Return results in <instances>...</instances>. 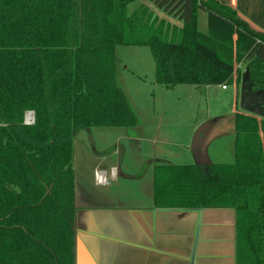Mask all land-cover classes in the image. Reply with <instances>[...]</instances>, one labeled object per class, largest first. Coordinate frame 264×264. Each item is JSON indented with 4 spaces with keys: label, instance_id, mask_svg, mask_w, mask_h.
Masks as SVG:
<instances>
[{
    "label": "trees",
    "instance_id": "trees-1",
    "mask_svg": "<svg viewBox=\"0 0 264 264\" xmlns=\"http://www.w3.org/2000/svg\"><path fill=\"white\" fill-rule=\"evenodd\" d=\"M136 0H0V264H74L75 133L133 127L114 81V48L146 46L159 86L232 84L243 64L264 93V34L216 0H148L179 21L175 36L155 19V35L135 15ZM207 32L197 30V15ZM142 21V20H141ZM237 83L239 71L237 69ZM27 112L32 125L24 124ZM234 163L156 166L157 209H233L236 264H264V119L236 115Z\"/></svg>",
    "mask_w": 264,
    "mask_h": 264
},
{
    "label": "rangeland",
    "instance_id": "rangeland-1",
    "mask_svg": "<svg viewBox=\"0 0 264 264\" xmlns=\"http://www.w3.org/2000/svg\"><path fill=\"white\" fill-rule=\"evenodd\" d=\"M148 12L151 14L149 17L136 14L135 19L140 20L141 28L150 29L155 35V14L150 9ZM132 14L127 16L131 17ZM114 59L115 85L124 94L136 118V125L129 128L92 127L75 133L71 148L74 204L81 196V184L92 196L110 195L118 190L125 196L135 191L134 187L126 184L96 186L92 174L94 168L107 172L115 169L119 181H126L134 180V177L129 178L126 174L132 175L137 170H141V176L152 175L155 165L234 163V134L230 125L234 109L243 112L239 106L241 80L245 73L243 64L238 70L240 86L229 84L226 91L216 86H209L206 90L193 86L166 89L155 83V64L148 47L117 45ZM206 210L216 209L198 210V214ZM201 228L198 218L195 239ZM159 245L165 244L162 242ZM205 247L207 249L200 255L199 264H214L217 254L211 253L210 240ZM194 256L190 264H193ZM236 256L242 260L244 253L241 247L236 248Z\"/></svg>",
    "mask_w": 264,
    "mask_h": 264
},
{
    "label": "crops",
    "instance_id": "crops-1",
    "mask_svg": "<svg viewBox=\"0 0 264 264\" xmlns=\"http://www.w3.org/2000/svg\"><path fill=\"white\" fill-rule=\"evenodd\" d=\"M216 1L234 10L238 18L250 29L264 34V0ZM140 6L154 12L156 21L164 23L163 31L169 36L174 34L176 36L181 31L182 24L179 21L166 16L148 0H136L130 3L126 8V14L134 13ZM197 30L201 34L207 32V17L203 12H198ZM240 66L241 64H234L236 72L232 84L235 87L240 86L237 83L236 74ZM221 86L216 87L222 91L227 90V88L222 89ZM202 88L206 90L209 86L200 89ZM234 103L236 104V95H234ZM236 115L248 114L234 109L230 125L232 135L235 133L234 117ZM254 118L258 123L260 122L257 117ZM203 165L206 164H200V166ZM156 166L170 165H155L152 175L148 176H141V170H137L132 175L126 174L129 178H135L126 181H119L115 169L107 172L94 168L93 178L97 171L104 172L107 177V184L103 186L96 184L94 180L96 186L109 187L113 183L115 186L126 184L135 188L134 192L131 191L125 196L120 194V190L110 195L92 196L81 184L79 189L81 196L79 195L77 204H74L76 213L73 226L75 240L78 238L81 241L92 262L94 264H190L194 254L193 264H199L200 255L207 249L205 244L210 240L211 253L218 256L215 257L214 264H236L235 211L216 209L200 211L198 214V210L155 208L153 174ZM111 172L112 176H110ZM198 218L201 220L202 228L195 239V224ZM162 242L164 246L159 245ZM193 246H195L194 249ZM75 261L76 248H74ZM83 264H89V261L85 259Z\"/></svg>",
    "mask_w": 264,
    "mask_h": 264
},
{
    "label": "water",
    "instance_id": "water-1",
    "mask_svg": "<svg viewBox=\"0 0 264 264\" xmlns=\"http://www.w3.org/2000/svg\"><path fill=\"white\" fill-rule=\"evenodd\" d=\"M250 79L247 71L242 76L241 88H240V109L251 116L264 119V93L261 96H257L260 92L254 93L250 86ZM76 261L75 264H83V261H89V264H94L87 254V251L83 247L81 241L76 238Z\"/></svg>",
    "mask_w": 264,
    "mask_h": 264
},
{
    "label": "built area",
    "instance_id": "built-area-1",
    "mask_svg": "<svg viewBox=\"0 0 264 264\" xmlns=\"http://www.w3.org/2000/svg\"><path fill=\"white\" fill-rule=\"evenodd\" d=\"M222 89H225V86H221ZM24 124L29 126L32 125L34 123V114L32 112H27L24 116ZM111 174H113L111 172ZM94 180L96 182V184L103 186L107 184V177L105 175L104 172L102 171H97L94 173Z\"/></svg>",
    "mask_w": 264,
    "mask_h": 264
},
{
    "label": "flooded vegetation",
    "instance_id": "flooded-vegetation-1",
    "mask_svg": "<svg viewBox=\"0 0 264 264\" xmlns=\"http://www.w3.org/2000/svg\"><path fill=\"white\" fill-rule=\"evenodd\" d=\"M254 93H256L257 92V94H258V92H260L257 96H261V94H262V92L260 91V90H252Z\"/></svg>",
    "mask_w": 264,
    "mask_h": 264
}]
</instances>
